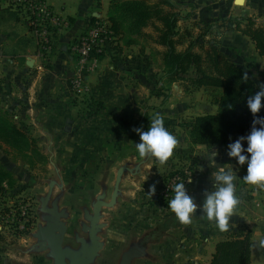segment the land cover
Here are the masks:
<instances>
[{"label":"crops","instance_id":"obj_1","mask_svg":"<svg viewBox=\"0 0 264 264\" xmlns=\"http://www.w3.org/2000/svg\"><path fill=\"white\" fill-rule=\"evenodd\" d=\"M45 1L58 12L64 13L70 21V27L57 37L55 49L48 56L45 64L38 58L35 38L24 19L17 11L6 8L0 3V102L7 105L4 108H9L16 118V125L22 131L38 132V141L46 142L49 146L59 142V152L67 162L108 161L117 164L114 169L116 175V171L123 163H139L135 144L140 140L135 129L138 128L137 125L148 129L149 117L154 114L152 107L160 106L158 112L164 116L169 115L164 117V120L177 123L176 116L182 112L181 109H173L172 112L169 110L172 114L168 115L165 112L168 111L167 103L176 105L181 101L174 96L175 92H179L180 83L172 84V97L167 103L160 104L162 99L152 96L156 65L150 54L151 48L139 43L125 47L118 37H114L112 40L114 42L106 47L103 59L98 61L96 70L82 74L84 85L89 91L90 102L87 103V112H80L81 108L76 107L71 99L74 95L70 90V82L75 75L76 67L69 53V45L84 32L92 18L106 22L110 0ZM170 1L174 4L190 3L198 9L196 0ZM247 1L244 0V3ZM232 2L234 5V0ZM199 3L201 9L202 4H211L214 0H200ZM214 12L215 14L209 10L208 14L217 17L218 10L214 9ZM224 13L229 12L224 11ZM203 15L208 16L205 13ZM200 16L201 12H196L195 9L191 18L196 20ZM181 23L183 21L178 23L179 27ZM246 43L250 46L245 45ZM117 45L121 47V51L113 49ZM218 45L224 53L242 46L239 51L242 56L232 60L241 69H245L242 63L247 61L264 64L263 58L258 56L250 39L239 32H225L219 38ZM153 46L157 51H163V47L155 44ZM247 55L252 59L249 60ZM158 63L161 68V62ZM183 97L184 94H180V98L185 99ZM94 107L97 110L93 111L92 116L88 115V111L91 112ZM204 111L194 117L214 114L217 107L208 104ZM143 116L146 118L140 122L139 119ZM67 126L70 127L68 132ZM250 131L239 136L245 137ZM242 145L246 149L247 141H242ZM202 147L205 148L197 146L198 149ZM243 154L250 158V154L246 152ZM142 163L146 167L145 170L143 166L141 170H132L133 174L124 173L129 174L128 177L123 174L120 182L121 195L114 208L107 209L111 210V216L116 217L111 225H114L112 233L116 236L125 225L136 233H141L145 228L155 232L159 225H162L156 222L157 212L178 221L168 208L162 211L157 204L140 206L137 200L139 193L148 194L150 186L153 185L151 179L144 177L143 184L138 180L143 176L147 178L152 173L149 162ZM50 164L54 170L55 166L52 165L51 160ZM224 164H231L237 174L236 194L240 204L230 219L229 231L220 232L215 222L208 221L203 215L201 208L203 192L214 190L212 189L213 174ZM128 168L132 169L129 165ZM246 174L247 163L239 165L236 158H230L228 155L223 157L218 155L215 158V165L211 161L208 162L201 174L199 167L191 195L201 207H198L193 222L190 225L180 223L177 229L171 227L169 234L164 237L169 238L165 245L158 246L157 242H153V253L159 256L155 260L149 257L143 258V264H208L212 260L217 243L232 239L237 230L244 225L248 227L250 236L249 264H264V249L253 247L255 242L264 237V203L254 202L247 197V195H255L256 192L254 194L253 190L257 188L242 180ZM127 181L133 185V189H128ZM140 186L142 188H139ZM109 198H106V201ZM169 213L172 215L168 216ZM103 221L106 223L105 230L109 223L105 218Z\"/></svg>","mask_w":264,"mask_h":264},{"label":"rangeland","instance_id":"obj_2","mask_svg":"<svg viewBox=\"0 0 264 264\" xmlns=\"http://www.w3.org/2000/svg\"><path fill=\"white\" fill-rule=\"evenodd\" d=\"M157 1L158 0H148L151 4L157 3ZM196 1L198 2V9L190 3H173L179 14L182 16L190 15L189 18L186 19V21H183L179 27L178 51H184L191 42H196L193 52L204 57V52L211 46L216 47L219 43V38L227 32L219 26L222 18H251L255 21L256 25L264 28V0H248L241 6L236 4L233 5V0H214V3L202 4L203 8L201 9L199 3L200 0ZM195 9L196 12H201V16L196 20H192V12H194ZM208 9L214 14V9L218 10L219 15L217 17L209 15ZM224 11H228L229 13L225 14ZM246 12L248 13L247 16ZM59 13L64 15V13L60 11ZM204 13L208 16L205 17L203 15ZM143 32L148 35H153L150 27L145 28ZM214 42H216V44H214ZM138 43L144 44L146 47L149 46V48H151V57L155 60L154 65H156V77L154 79L153 94L154 92H157L161 86L163 75L162 53L164 48L162 52L157 51L154 48L155 46H153L154 43L149 37L147 39H138ZM245 45L248 47L250 46L249 43H246ZM241 48L242 46H239L238 48L235 47L227 50V53L225 54L231 62L233 59L242 56L241 52H239ZM251 51L253 52L252 48ZM247 57L250 58L249 60L252 59L249 55H247ZM158 62H161V68ZM242 64L245 68L242 70L258 88L261 84H264V64L256 62L249 63L248 61L243 62ZM179 83V92H175L174 96L181 101L176 100L178 101L176 105L167 103L169 98L172 97L173 89L171 85L170 90L168 91V99L164 102H160V104L167 103L168 111L165 112L167 115L169 113L172 114L171 112L173 109H181L182 112L176 116L178 119L175 122L177 123H173L171 120H164V126L179 140L176 149L192 147L193 154L191 160L186 162L177 161L172 156L165 165L159 164L155 158H152L151 162V158H140L139 156H136L137 162L140 163V170L144 166V163L142 162H149L152 171L151 175L147 176V178L146 176H143V178L138 180L142 181L143 184L145 183V177L148 180L151 179V183L156 186L155 194L151 197L147 194L141 195L142 193H139V199L137 200L142 207L145 205L152 206L153 204H157L162 211L168 208V202L160 200L158 194L162 190L163 184L166 180L175 173H179L182 176H185L184 172L189 173V178H191L192 182L188 183V178L185 187L188 190V194L191 195V189L194 186L199 167L201 174L204 167L210 162L206 158V153L208 151H216L219 153L218 155L222 157L226 156L228 144L235 142L241 137H231L226 144L216 147H202L198 149L197 145L193 146L190 143L187 131L183 127L178 126V123L180 125L181 122L194 118L195 115H200L202 112L204 113V109L208 107V104H212L209 102L208 95L204 89H196L186 82ZM180 94H184L183 98L185 99L180 98ZM71 99L76 107L81 108L80 112H87V103L90 102V99L88 100L87 97H73ZM6 106L7 105L1 104L0 102V112L8 114V117H13L9 108H4ZM158 107L160 106L152 107V110L154 111L153 116L156 113H159ZM169 110H171V112H169ZM90 111L91 112L88 111L87 114L92 116L94 109H91ZM153 116L149 117L148 128ZM162 116L163 118L169 117V115ZM145 118L146 116L140 117L139 121L141 122ZM10 119L15 123L16 118L13 117ZM137 127L142 131L148 130L145 127L141 128L138 125ZM23 132L28 138L36 143L37 149L43 156L44 161L43 163H38V158L35 157L32 161L33 164H27L19 155L18 150L13 149L0 141V164L12 174L14 179V184L11 188L5 184L0 191V264H52V261L46 258L44 254H38V252L33 250L35 240L32 237L37 231L38 225L42 224L39 214V201L40 198L45 196L47 183L56 180L58 184L63 185V189L61 190L54 189L52 198L54 197L57 199L59 208H65L69 214V218L66 221L67 233L65 235V243L66 245L76 248L77 244L74 242L76 234L80 237L86 236L81 232L80 228V222L83 220V210L86 209L91 211V205L95 200V197L101 193L102 187L106 188L107 199L110 197L115 179L114 169L117 167V164L101 160L89 163L67 162L65 157L59 152V142H56L53 146H49L46 142L41 143L38 141V132L33 130ZM138 139L140 140V138ZM50 160L52 165L55 166L54 170L50 164ZM136 164L133 162H125L122 166L129 165L132 167ZM145 168L146 167L144 166V170ZM146 171H148V169H146ZM124 175L126 177L129 176V174ZM58 179L62 181L59 182ZM126 186H128V189H133V185H131L129 181H127ZM139 188L142 187L140 186ZM253 191L254 194L255 192L256 194L247 195V197L253 199L254 202L264 203V191H258L257 189H254ZM22 213H24V216ZM103 213L106 215L105 221L109 223V226L103 230L101 234L103 237L102 239L105 241V246L93 264H118L121 254L129 248H143L146 252V256L149 257V259L152 258L155 260L159 255L153 253L154 246H152V243L157 242L158 246L165 245L169 238L164 237H166L167 233L169 234L170 228L173 227L174 229H177L180 225V223L174 220V218L171 219L164 217L161 212H157L156 222L158 224L162 223V225H159V227L156 226L158 228L155 232L145 228L141 233H136L125 225L124 228L119 231V235L116 236L112 233L114 225L111 226L116 217L111 216V210L103 209ZM170 215H172V213H169L168 216ZM239 233L243 234V236L249 235L248 227L246 225L242 226V228L238 229L234 235H238ZM132 244H136V247L131 246ZM132 264H143V259H136Z\"/></svg>","mask_w":264,"mask_h":264},{"label":"trees","instance_id":"obj_3","mask_svg":"<svg viewBox=\"0 0 264 264\" xmlns=\"http://www.w3.org/2000/svg\"><path fill=\"white\" fill-rule=\"evenodd\" d=\"M189 16L179 14L170 0H158L154 4L148 0H110L106 22L92 18L89 26L101 22L111 33L112 40L118 37L125 47L136 45L138 39L148 37L154 44L163 47L161 86L152 96L164 102L168 99L171 85L177 82H186L196 89H204L209 102L217 107V111L214 114L185 120L179 126L187 131L193 146L200 145L206 148L221 146L226 144L229 138L251 130L255 117L247 108V99L259 91V88L248 76L244 79V71L228 59L219 45L208 48L204 52V57L193 52L196 42H191L184 51L177 50L178 23ZM220 22L219 26L224 31L239 32L248 37L258 56L264 60L263 27L256 25L251 18H222ZM148 27L152 29L153 35L143 32ZM112 40L109 44L114 42ZM113 49L122 50L118 45ZM105 50L99 54L92 52L91 56L100 61ZM256 115L264 118V107ZM10 118L12 117H8V114L0 112V141L18 150L27 164H33L35 157L38 158V163H43L44 158L39 153L36 143ZM192 154V147L177 148L174 150L173 158L186 162L191 160ZM5 184L11 188L14 179L0 164V191ZM249 238V235L243 236L239 233L233 235L230 240L217 243L212 260L208 264H249Z\"/></svg>","mask_w":264,"mask_h":264},{"label":"clouds","instance_id":"obj_4","mask_svg":"<svg viewBox=\"0 0 264 264\" xmlns=\"http://www.w3.org/2000/svg\"><path fill=\"white\" fill-rule=\"evenodd\" d=\"M245 74L244 79H247ZM264 84L259 86V91L247 99V108L255 117L252 121L250 134L246 137L241 136L235 142L228 144L227 155L230 158H236L239 165L247 163V174L242 180L258 191H264V118L257 117V113L264 107ZM256 125H260L259 128ZM135 131L139 134L140 142L135 144V149L140 158H155L161 165H165L173 156L174 150L179 144L175 135L168 131L164 126V118L156 113L150 123L147 131L137 128ZM247 141V148L242 145V141ZM246 152L248 155L242 154ZM218 152L212 151L206 153V158L215 165V158ZM146 179V178H145ZM238 177L233 171L231 164H224L218 167L213 174L214 190H205L203 192V203L201 211L207 220L215 222L216 228L220 232H227L230 228V219L236 213L240 204V199L236 192V181ZM191 178L188 183H191ZM156 186L151 185L148 196L155 194ZM174 197L168 202V209L174 213L179 223L190 225L197 212L198 206L194 197L188 194L184 182L176 183L173 188ZM254 248L264 249V237L253 244Z\"/></svg>","mask_w":264,"mask_h":264},{"label":"water","instance_id":"obj_5","mask_svg":"<svg viewBox=\"0 0 264 264\" xmlns=\"http://www.w3.org/2000/svg\"><path fill=\"white\" fill-rule=\"evenodd\" d=\"M238 6L244 4V0H234ZM70 131V127H66ZM140 163L132 166L127 165L118 168L115 175L113 190L108 201H106V188L102 187L101 193L95 197L91 205V211L84 209L82 221L80 222L81 232L85 237L76 234L74 240L76 248L64 244L67 232L66 221L69 214L65 208L60 209L57 199L53 196V185L45 196L40 198L39 214L42 224L38 225L37 231L32 235L35 240L33 250L38 254H44L52 261V264H93L104 248V241L101 234L106 227L103 221L105 215L103 209H112L116 205L118 197L121 195L120 182L124 173L138 171ZM60 182L61 180L58 179ZM57 182V181H56ZM58 183V182H57ZM58 189H63L62 184H58ZM147 258L143 248H129L120 256L118 264H132L136 259Z\"/></svg>","mask_w":264,"mask_h":264},{"label":"built area","instance_id":"obj_6","mask_svg":"<svg viewBox=\"0 0 264 264\" xmlns=\"http://www.w3.org/2000/svg\"><path fill=\"white\" fill-rule=\"evenodd\" d=\"M0 3L21 15L35 38L38 58L42 63H47L48 56L55 49L57 37L70 27L69 19L55 11L45 0H0ZM111 40V33L107 31L105 25L97 22L93 26H88L69 45V53L76 67L75 75L70 82V90L74 97H87L89 100V91L84 85L82 74L96 70L98 59L91 54L104 52ZM96 110L95 108L94 111ZM184 173L185 176L175 173L166 180L158 194L160 200L169 202L174 197V185L180 182L187 183L190 175ZM22 215L24 216V213Z\"/></svg>","mask_w":264,"mask_h":264},{"label":"flooded vegetation","instance_id":"obj_7","mask_svg":"<svg viewBox=\"0 0 264 264\" xmlns=\"http://www.w3.org/2000/svg\"><path fill=\"white\" fill-rule=\"evenodd\" d=\"M60 182V181H59ZM50 184H52L53 185V188L55 189H58V183L56 182V181H49L48 183H47V191H48V189H49V185ZM53 189V190H54ZM46 191V192H47ZM46 192H45V194H46ZM67 233V232H66ZM66 235V234H65ZM74 242H75V240H74ZM64 243H65V238H64ZM66 244V243H65ZM131 246H134V247H136V244H132Z\"/></svg>","mask_w":264,"mask_h":264}]
</instances>
